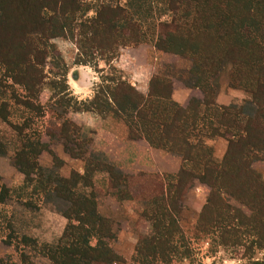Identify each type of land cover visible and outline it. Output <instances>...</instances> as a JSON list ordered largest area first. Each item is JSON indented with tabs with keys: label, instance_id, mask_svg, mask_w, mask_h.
I'll return each mask as SVG.
<instances>
[{
	"label": "trees",
	"instance_id": "1",
	"mask_svg": "<svg viewBox=\"0 0 264 264\" xmlns=\"http://www.w3.org/2000/svg\"><path fill=\"white\" fill-rule=\"evenodd\" d=\"M236 1L238 0H170L168 5V12H178L180 16L182 14L184 26L178 34L177 28L167 32L166 40L160 39L156 48L188 58L194 64V87L204 93L203 101L192 99L186 108L180 106L172 99L173 81L158 75L153 77L149 94L145 96L121 74H107L98 86L99 91L94 98L82 102L72 97V94H66L70 90L66 72L62 75L66 90L59 88L60 91H56V95L60 96L59 105L68 103L70 109L75 112H92L103 116L104 119L120 120L127 128L130 140H145L152 148L181 158L180 172L169 176L168 179L160 178L159 183L164 188L163 195L156 199V203L146 206L142 213L148 214L150 210L147 212V208L155 207L154 215H158L155 216L158 228L166 227L164 222L167 218L172 219L175 214L174 207L183 200L190 184L199 182L211 189L199 221L201 232L214 234L220 230L226 243L237 242L238 238H241L238 236L241 230L235 226V221H238L240 227L246 231L262 232L263 235L256 234L264 242V183L253 170V162L264 149V45L245 38L242 26H238L242 23L233 13ZM33 2L37 8L35 21L39 25L34 30H31L30 26L12 27L6 22L7 15L3 12L0 15V37L5 39V34L14 31L13 45L19 48L11 55L8 65L1 57L0 62L6 64L14 84L23 87L28 93V97L20 101L22 106L31 112L36 110L37 105H34L29 95H34V91L44 85L40 80L43 78L40 69L51 51L54 52V47L45 41L50 40V35L52 38L59 37L67 29L74 31L70 24L63 23V15L59 19L58 16H55L56 19L46 18L44 11H57L58 2L64 6L65 2H69L75 8L71 11L73 14L80 10L77 0L75 3L74 0ZM135 2L136 0H127V8L120 5L101 7L89 27L81 26L84 32L91 34V39L84 42L82 48L91 55L89 57L92 61L96 55V60H106L110 67L114 59L107 60L106 57L113 58L119 47L145 42L138 33L135 17L141 11L137 10ZM182 2L186 4L184 7L180 6ZM182 9L183 13L180 12ZM54 14L60 15L59 12ZM205 37L214 42L209 48L201 46ZM216 42L219 44L217 47ZM201 56L203 63L211 66V70L204 74H200L201 68H196ZM89 63L90 61L85 60L81 64ZM228 65L234 70L240 67L238 75L244 79L243 87L250 96L239 108L236 105L221 107L216 103L219 76ZM242 65L246 66L244 72ZM109 69L110 72L117 73L114 68ZM248 103L255 107L254 115L244 113V106ZM3 112V108H0V116H3ZM6 118L8 119V114ZM6 118L3 119L5 122ZM7 123L18 133L12 162L25 176L20 191L26 192L31 188L32 197L41 199L43 196L53 195L55 199L66 204V208L60 210L68 219L66 229L59 240L61 242L45 248L44 251L48 253L53 264H90L92 256L98 252V248L91 246V239L109 237L111 232L110 221L99 211V198L104 189L95 185L94 177L98 173H106L109 183L104 196L111 195L121 202L134 200L129 186L131 177L107 161L94 157L86 158L84 136L80 134L77 125L66 119L59 123L58 133L54 134L48 129L46 134L53 141L62 139L73 158L84 160L85 173H75L66 179L59 178L54 173L47 176L46 170L39 163L42 153L48 150L47 145L35 136L24 134L32 121L21 126ZM218 138L229 142L222 162L215 160L212 149L206 145V140ZM7 153L8 144L2 143L0 155ZM59 161L54 155V162L58 164ZM236 183L241 186V192L233 190ZM169 187L172 192H169ZM222 192H225L229 199L224 197ZM11 196V190L0 184V203H5ZM230 199L240 202L252 216L243 211V214L238 216V209L231 206ZM49 201L51 199L46 203H50ZM24 205L30 208L35 206L29 202ZM172 220L174 225L175 220ZM13 222L10 224L12 229ZM22 241L32 244L35 242L26 235L22 237ZM155 242L160 244L158 240Z\"/></svg>",
	"mask_w": 264,
	"mask_h": 264
},
{
	"label": "rangeland",
	"instance_id": "2",
	"mask_svg": "<svg viewBox=\"0 0 264 264\" xmlns=\"http://www.w3.org/2000/svg\"><path fill=\"white\" fill-rule=\"evenodd\" d=\"M33 1L38 2L39 0H0V15L1 12L5 13L7 15L6 22L12 27L30 26L31 30H34L39 25L35 21L37 8ZM78 2L80 10L74 14L71 11L75 8L69 2H65V6L58 2L57 7L55 6L57 9L55 12H59L60 15H55L53 11H44L46 18L58 16L59 19L63 15L65 17L63 23L70 24L74 31L71 32L67 29L59 37L52 38L50 35V40L45 41L49 46L54 47V52L51 51L44 66L40 69L43 77L40 80L44 82L43 88L36 89L34 95H29L34 105H37L35 111L31 112L22 106L20 100L26 99L28 93L23 87L15 85L7 72L6 64L8 65L11 55L19 49L17 45H13L14 31L5 34V39L0 37V57L6 63L0 62V108H3L4 111L3 116H0V145L8 144L7 155L9 156V159L7 156H2L0 159L2 174L0 184H4L9 189L12 186L15 187L13 190L15 205L12 204L13 206L10 207L11 199L0 203V264H53L44 249L61 242L59 240L67 225V220L60 212L66 208L65 202L55 199L53 195L43 196L41 199L36 196L32 197L31 188L26 192L20 191L19 188L24 184V176L11 160V155L14 153L13 148L18 142V133L7 122L21 126L32 121L24 134L35 136L47 145L48 151H45L40 157L47 176L54 173L55 176L66 179L75 173L83 174L85 161L72 158L62 139L57 138L53 141L46 134L48 129L54 134L58 133L59 123L65 119L77 125L80 134L84 136L85 148H87L86 158L94 157L101 161H107L109 164L119 165L124 170L123 172L131 177L129 186L134 200L124 203L116 202L113 200L116 198L111 195L104 196L109 180L106 173H98L94 178L95 185L104 189V192H101L102 196L101 193H98L100 195L99 208L103 209L106 217L109 216L107 219L110 221L111 232H109V237L91 239V246L98 248V252L94 253L90 264H264V242L257 235H263L262 232L246 231L240 227L238 221H235L236 229L241 230L238 233L241 238H238L237 242L229 243L227 241L226 243L220 230L214 234L200 231V217L208 202L211 189L199 182L190 184L189 189L185 191L186 194L183 195V200L179 202L178 206H173L175 214L172 219L175 220V224L173 225V220L170 217L164 222L166 227L158 228L157 217H155L158 215H154L155 207H148L147 212L150 210L148 214L142 213L146 206L156 203V199H160L163 195L164 188L159 183L160 178L168 179L169 176L174 175L162 176L152 169L144 172L131 169L136 150L132 148L134 145L126 144L124 138H129L128 130L122 121L113 118L104 119L103 116L92 112H75L70 109L71 106L68 103L63 105L58 103L60 96L56 95V91H60L59 88L66 90L65 79L62 78L66 72L67 84L70 89L66 94H72V97L77 98V95H73L71 91V84L77 91H80V85L85 88L87 86L84 85L88 84L91 88V93L84 96V99L81 96L77 98L79 101L85 102L94 98L99 91L98 86L107 74H117V76L121 74L130 84L134 83L136 75L144 71L142 64L146 59L148 66L145 65L144 68L149 71V74L163 76L177 84V87L189 88L196 92V96H199V98L194 96L195 100L204 99V93L194 87L196 78L192 71L194 64L188 58L156 48L158 41L164 40L165 34L169 33L171 29L176 30L177 28V34L181 32L184 26L182 14L180 16L178 12L167 11L170 0H136L135 6L141 12L138 13L135 20L139 36L145 42L119 47L113 58L106 57L107 60L114 59L109 67L106 60H96L97 56L95 55L92 61V58L89 57L91 55H88L86 50L84 51L82 44L91 39V34L84 32L81 26L89 27L101 7L120 5L127 8V0H77ZM184 5L186 4L183 2L180 4L181 7ZM129 9L132 10V8ZM183 11L184 9L180 12L183 13ZM233 11L236 19L242 23L238 26H242L245 38L256 40L259 44L263 43L264 45V0H238L234 4ZM179 17L181 21H179ZM135 32L137 33V29ZM212 43L214 42L209 37H205L201 46L209 48ZM218 45L216 42L215 47ZM145 49L149 50L148 55H144ZM202 52L205 53V51ZM122 55H126L125 60H122ZM202 56L199 57L200 63L196 66V68H201L200 74L211 70L208 63H203ZM85 60L90 63L88 65L81 64ZM242 66V72H244L246 66ZM111 67L117 73L110 72L109 68ZM214 68L216 69V67ZM239 68L234 70L231 65L226 66L218 80V94L223 88L227 93L236 90L244 94L245 98H237L230 105H236L238 108L250 99L243 87L244 79L238 75ZM217 71H219V67ZM244 108L246 115H254L255 107L252 104L248 103ZM7 114L8 119L6 118ZM4 118L7 122L3 120ZM214 140H206V145L212 149L215 160L222 162L226 155L223 158H217L215 149L209 145L210 141ZM141 151L143 152V150ZM54 155L60 160L58 164L54 162ZM143 156H146L144 152ZM172 156L180 160L182 164L181 158L176 155ZM258 156V159L253 162V170L259 175L260 181L264 183V149L259 152ZM116 159L119 161L115 162ZM144 161L149 164L147 157ZM170 185L172 186V184ZM233 190L241 192L239 183L234 185ZM169 192H172L170 187ZM221 194L229 199L225 192ZM132 195L131 197H133ZM49 199L52 202L49 201L50 203L47 204ZM26 202L34 203L35 206L30 208L24 205ZM230 204L238 209V216L243 212L252 216L251 212L237 200L230 199ZM25 211H30L36 217L26 214ZM13 219H15L14 222ZM11 222L14 223V229L10 228ZM24 235L31 237L35 242L33 244L23 242ZM155 240H158L160 244H157ZM174 251L176 252L173 253Z\"/></svg>",
	"mask_w": 264,
	"mask_h": 264
},
{
	"label": "crops",
	"instance_id": "3",
	"mask_svg": "<svg viewBox=\"0 0 264 264\" xmlns=\"http://www.w3.org/2000/svg\"><path fill=\"white\" fill-rule=\"evenodd\" d=\"M148 53H149V50L145 49L144 55H148ZM125 58H126V55H122V60H125ZM142 65H143L142 69L144 71L139 72L136 75V77L134 78L135 79L134 83H132L131 81L130 82H131V85L133 87H135L138 92L143 93L144 95L147 96L149 94L151 81H152L153 77L156 76V74H152V73L149 74V71L144 68L145 65L148 66L147 59L145 60V63H143ZM68 76H69V74H68ZM78 76L80 78L79 74H78ZM80 86H81L80 91H77L71 84L70 85L71 91L73 92V95H77L76 96L77 98H79V96H81V98L84 99L83 98L84 96L86 97L89 95V92L91 93V91H90L91 88L88 86V84L84 85V86H87L85 88L82 85H80ZM194 96L199 98V96H196V92L190 90L187 87H177V84L174 83L172 99L176 103H178L180 106L186 108L189 105L190 101L194 98ZM237 98H245V96L243 93L236 91V90H232L231 92L227 93L225 91V89L223 88V90L216 97V103L221 107H228ZM199 100L203 101L202 98H200ZM116 137L119 138V136H116ZM124 139H126V144L128 143L129 145L130 144L134 145V146H132V148H134L136 150L134 163L132 164L131 169H135V171H137V172H144V171H149L152 169L155 173H158L162 176H164V175H177L179 173L182 164H181L180 160H178L177 158L173 157L172 155H170V154H168L162 150L152 148L145 140H130L129 138H124ZM209 145H210V147H213L215 149V153H216L217 158H223L224 155H226V153H227L229 143L227 140L220 138V139H217L214 141H210ZM141 150H143V152L146 154L145 157H147L149 159L148 163L150 165L145 163V161H144L145 157L143 156V152ZM2 156H7L9 159V156L7 154L1 155L0 159L2 158ZM11 156H13V155H11ZM11 160H12V158H11ZM117 161H119V159L115 160V162H117ZM39 163L43 168L45 167V166H43V164H41V158L39 159ZM115 166L118 167L120 170L124 171L119 165H115ZM122 166H124V165H122ZM84 168H85V166H84ZM84 173H85V170H84ZM83 174H81V175H83ZM0 176L2 177L1 171H0ZM95 177H96V175H95ZM24 178H25V176H24ZM108 183H109V180H108L107 184ZM13 187L14 186L10 187L11 194H12V196L10 197L11 202H12L10 207L15 205L14 197H13V190L15 189V187L14 188ZM113 200H115L116 202H119V203L125 202V201H123V202L118 201L117 199H113ZM5 206H6V204H5ZM99 207H100V204H99ZM40 208H42V207L40 206ZM102 210H100V208H99L101 215H104L105 213ZM41 211H42V209L40 210V212ZM25 212H26V214H29L30 216L32 215L33 217H36V215L32 214L30 211H25ZM62 216H63V214H62ZM63 217L67 220V224H68V219L65 216H63ZM104 217H106V215H104ZM107 217H109V216H107ZM65 229H66V227H65ZM61 236H63V234Z\"/></svg>",
	"mask_w": 264,
	"mask_h": 264
}]
</instances>
